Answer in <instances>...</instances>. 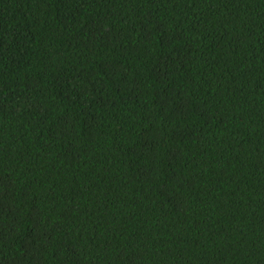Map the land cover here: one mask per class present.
I'll list each match as a JSON object with an SVG mask.
<instances>
[{"label":"trees","instance_id":"1","mask_svg":"<svg viewBox=\"0 0 264 264\" xmlns=\"http://www.w3.org/2000/svg\"><path fill=\"white\" fill-rule=\"evenodd\" d=\"M0 264H264V0H0Z\"/></svg>","mask_w":264,"mask_h":264}]
</instances>
